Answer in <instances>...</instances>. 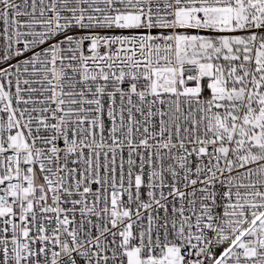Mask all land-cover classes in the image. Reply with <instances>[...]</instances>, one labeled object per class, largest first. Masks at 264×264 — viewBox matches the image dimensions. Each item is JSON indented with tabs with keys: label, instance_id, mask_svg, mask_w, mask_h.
I'll list each match as a JSON object with an SVG mask.
<instances>
[{
	"label": "snow or ice",
	"instance_id": "snow-or-ice-1",
	"mask_svg": "<svg viewBox=\"0 0 264 264\" xmlns=\"http://www.w3.org/2000/svg\"><path fill=\"white\" fill-rule=\"evenodd\" d=\"M0 264H264V0H0Z\"/></svg>",
	"mask_w": 264,
	"mask_h": 264
}]
</instances>
